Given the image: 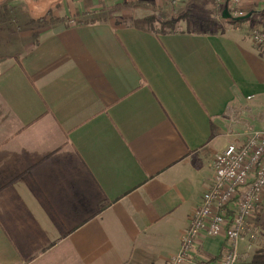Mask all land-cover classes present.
<instances>
[{
  "label": "crops",
  "instance_id": "obj_1",
  "mask_svg": "<svg viewBox=\"0 0 264 264\" xmlns=\"http://www.w3.org/2000/svg\"><path fill=\"white\" fill-rule=\"evenodd\" d=\"M245 2L264 31V4ZM147 12L6 43L0 264H168L180 249L236 119L264 103V45L247 25L157 34ZM226 244L198 252L218 264Z\"/></svg>",
  "mask_w": 264,
  "mask_h": 264
},
{
  "label": "rangeland",
  "instance_id": "obj_2",
  "mask_svg": "<svg viewBox=\"0 0 264 264\" xmlns=\"http://www.w3.org/2000/svg\"><path fill=\"white\" fill-rule=\"evenodd\" d=\"M117 1L118 0H0V60L9 54L7 49L10 47L6 44L9 43V41L15 43L12 45L13 48H17L18 50L23 49L25 46H32L34 42L36 43L37 36L51 26L58 24H62L63 26L75 25L80 18H85V20H87L92 18L103 19L114 17L118 19L115 15L124 9H149V12L144 15L143 21H145V17L153 15L156 20H154L152 24L145 21L150 27H161V20H175L176 24L173 27L176 32H180L183 29L195 32H207L220 28L221 26H233L227 22V19L230 18H225L223 14L225 10L230 11L229 5H227L226 2L227 0L221 2L218 0H157L158 5H156V3H151L150 0H136L133 2L131 1L129 7L116 9L113 6ZM204 1H209L211 7H204ZM245 1L247 0H241L239 6L242 5V7H240V9L236 7V10H234L239 14H246L245 17L239 18L243 19L241 20L242 22L236 24L238 26L247 25L251 28L253 27L252 33L255 31L254 29L259 32H264L260 28V25L256 23L255 18L253 20L255 24L253 21L249 22L252 18L254 8L256 7H252L251 2L247 3ZM257 1L261 3L259 0ZM145 2L150 3L146 4ZM97 6H101L102 8L94 12L90 11ZM245 18L247 20L244 21ZM202 19L215 20V23H205L202 22ZM128 21L133 20L130 19ZM170 28L172 27L167 26V30ZM18 32H24L28 35L26 45H23L25 42L24 40H18L19 37L13 36ZM251 36L253 35L251 34ZM235 124L238 130H233V137L237 140L235 142L239 143H242L252 132L263 130L264 103L259 105L258 110H256L255 107H248L247 117L244 119L239 118V120L236 119ZM260 211H262L260 214L256 212L250 217L247 230L239 240L244 243V248H240V244L237 245L239 264L250 263L254 253L259 249H264V206Z\"/></svg>",
  "mask_w": 264,
  "mask_h": 264
},
{
  "label": "built area",
  "instance_id": "obj_3",
  "mask_svg": "<svg viewBox=\"0 0 264 264\" xmlns=\"http://www.w3.org/2000/svg\"><path fill=\"white\" fill-rule=\"evenodd\" d=\"M226 2L230 19L245 17L246 14L234 11L242 7L241 0ZM254 30L253 39L264 45V32ZM214 171L213 182L191 216L180 249L168 264H207L198 252L200 240L206 236L221 237L227 243L218 264H239L238 242L250 217L264 206V129L219 152L214 159Z\"/></svg>",
  "mask_w": 264,
  "mask_h": 264
},
{
  "label": "trees",
  "instance_id": "obj_4",
  "mask_svg": "<svg viewBox=\"0 0 264 264\" xmlns=\"http://www.w3.org/2000/svg\"><path fill=\"white\" fill-rule=\"evenodd\" d=\"M143 2V1H141ZM131 5V2H121V3H116L113 7L116 8V9H119V8H122V7H129ZM184 16V15H183ZM182 18V17H181ZM99 20H102V18H92V19H87L83 22L85 23H93V22H96V21H99ZM144 20L146 22H150V24H152V22L155 19V17L153 15H150V16H147L144 18ZM241 20L243 19H227V22L230 23L231 25L233 26H237L238 25L236 23H239V22H242ZM247 20L246 18L244 19V21ZM57 21V20H56ZM144 21V22H145ZM54 22V21H53ZM202 22H205V23H215V20H208V19H202ZM176 24V21L175 20H161V27H151L152 31L157 33V34H163V33H174L176 32V30H174V25ZM236 24V25H234ZM167 26H171L172 28H170L169 30H167ZM37 42V41H36ZM262 211H257L258 214H260ZM213 261L217 260L216 257L212 258ZM246 264H264V249H259L257 250L254 255H253V258H252V261L250 263H246Z\"/></svg>",
  "mask_w": 264,
  "mask_h": 264
},
{
  "label": "water",
  "instance_id": "obj_5",
  "mask_svg": "<svg viewBox=\"0 0 264 264\" xmlns=\"http://www.w3.org/2000/svg\"><path fill=\"white\" fill-rule=\"evenodd\" d=\"M223 14H224V17H225V18H230V15H229L228 10H225ZM248 16H249V15H248Z\"/></svg>",
  "mask_w": 264,
  "mask_h": 264
}]
</instances>
